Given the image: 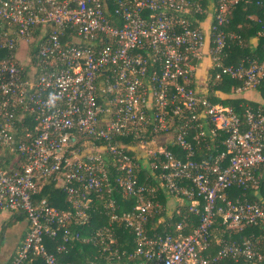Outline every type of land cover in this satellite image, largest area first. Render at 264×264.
<instances>
[{"label":"built area","instance_id":"1","mask_svg":"<svg viewBox=\"0 0 264 264\" xmlns=\"http://www.w3.org/2000/svg\"><path fill=\"white\" fill-rule=\"evenodd\" d=\"M238 1L203 27L200 0H0V213L26 221L0 264L264 263V97L207 95L224 77L261 93L264 60L223 62ZM159 194L187 209L149 234ZM248 225L263 230L224 238Z\"/></svg>","mask_w":264,"mask_h":264},{"label":"trees","instance_id":"2","mask_svg":"<svg viewBox=\"0 0 264 264\" xmlns=\"http://www.w3.org/2000/svg\"><path fill=\"white\" fill-rule=\"evenodd\" d=\"M200 1L204 9L208 10L210 0ZM198 17L199 19H202L204 17V13L198 14ZM222 28L226 32L232 31L238 35V38L228 39L226 42V46L224 48L226 55L223 60L225 64L236 65L246 58L255 59L257 61L264 60V34L259 35V31L264 28V10L258 7L256 0H239L231 11L230 21ZM253 37H257V43L254 47H251L250 40ZM240 85L241 81L230 77H224L215 83H208L207 95L213 102L227 103L235 108H238L237 106L239 102L247 101L246 97L242 94V91L236 92V88ZM259 91L261 92L259 95L261 94L264 97V82L260 85ZM254 102L255 101H249L250 104H254ZM169 148L173 151L176 150V148L172 146H169ZM144 176L145 171H142L139 176V181H143ZM229 193L232 197L244 193L249 200L257 199L256 195L251 194L248 190H242L240 187H234L229 191ZM39 197H47L50 203L57 208L64 206L62 204L65 197L64 190L56 187L51 181H46L40 185ZM121 198L122 196H120V199ZM158 198L163 204V209L156 211L154 215L148 219L146 230L149 234L170 228L172 223L180 219V214L176 213V209L180 208L181 212L187 209V204L183 203L176 205L169 212V208L167 207L168 205H166V202L168 201L167 197L159 194ZM189 217L192 218L193 226H196L198 222L197 217L192 214H190ZM15 219L22 220V215H16ZM216 221L220 222V216L217 217ZM262 230V226L248 225L241 231H238L231 236H224V238H227L228 240L241 241L243 238L250 237L252 234H260ZM120 231H122V228ZM123 236L124 235H121L120 233L119 239ZM215 237H217L216 233ZM211 247L212 250H214L218 247V244H216L213 240ZM71 254L73 255V253ZM78 256L79 259H82L83 255L79 254ZM31 264H43V262L40 258L35 257ZM216 264H243V262H234L233 260L225 259Z\"/></svg>","mask_w":264,"mask_h":264},{"label":"crops","instance_id":"3","mask_svg":"<svg viewBox=\"0 0 264 264\" xmlns=\"http://www.w3.org/2000/svg\"><path fill=\"white\" fill-rule=\"evenodd\" d=\"M214 8V1H209V12L212 13V10ZM207 16H204L205 18L202 19V25L203 27H207L209 23L210 14ZM251 47H254L257 43V37H253L250 40ZM205 45V50L206 49ZM205 55V54H204ZM207 59V62L209 61L207 55H205L204 59ZM198 73L202 75L204 73L203 69H199ZM243 95L246 97V99L251 101H257L260 99L259 92L253 89H246L242 91ZM171 210V209H170ZM16 215L12 216L8 212H1L0 213V261L3 259H7L10 255H12L20 243L23 234L26 229V221L25 220H16Z\"/></svg>","mask_w":264,"mask_h":264},{"label":"rangeland","instance_id":"4","mask_svg":"<svg viewBox=\"0 0 264 264\" xmlns=\"http://www.w3.org/2000/svg\"><path fill=\"white\" fill-rule=\"evenodd\" d=\"M205 61V63H208L207 62V59H205L204 60ZM204 63V64H205ZM204 67H205V65H204ZM203 70H205V68H203ZM247 101H244V102H248L249 103V101H251V100H248V99H246ZM176 201V198L175 197H171V198H169L168 199V201H167V207L169 208V212L171 211L170 209H172V208H174L177 204L179 205V204H181L180 202H175ZM23 219V218H22ZM3 260V259H2Z\"/></svg>","mask_w":264,"mask_h":264}]
</instances>
